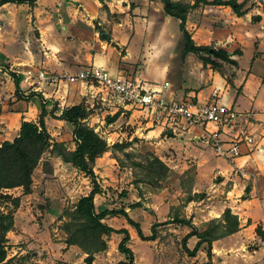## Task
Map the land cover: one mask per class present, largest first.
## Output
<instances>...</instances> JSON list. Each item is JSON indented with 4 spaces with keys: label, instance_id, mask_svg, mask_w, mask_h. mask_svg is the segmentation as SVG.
Masks as SVG:
<instances>
[{
    "label": "crops",
    "instance_id": "1",
    "mask_svg": "<svg viewBox=\"0 0 264 264\" xmlns=\"http://www.w3.org/2000/svg\"><path fill=\"white\" fill-rule=\"evenodd\" d=\"M244 1L238 0L239 3ZM201 5L189 13L186 29L197 46L214 45L233 55L237 66L224 65L232 86L210 65L205 67L195 54L183 56V33L171 29L173 26L180 29V21L165 13L162 0H37L33 8L28 3L1 5L0 145L18 138L23 122H38L40 96L58 102L61 109L91 103V90L79 82L64 84L59 89L48 86L45 93L39 92L26 80L29 70L34 74L45 70L59 77L96 66L115 76L140 81L147 90L161 89L169 83L164 95L171 100L193 99L199 106L218 100L249 115L248 131L256 137L258 149L250 151L243 147L242 155L237 158L217 155L208 140V132L217 130L213 124L174 131L134 109L120 111L117 120L110 124L123 121L135 126L137 123L140 126L133 137H126L129 142L139 136L146 144H163L167 146L166 153L177 155L179 162L181 158L193 157L197 171L206 170L215 175L218 170L217 174L225 176L226 179L211 186L208 193L203 192L202 200L187 204L189 212L185 218L203 232L211 220L221 218L226 209H231L239 217L240 231L213 243L211 264H236L238 259L247 258L246 251L263 248L264 252V241L256 231L260 227L264 233V4L259 3L261 8L255 10L248 2L244 17H237L229 7ZM101 35L110 37L111 42L102 40ZM11 73L20 78L18 93ZM143 121H146L144 129L140 128ZM53 123L66 124L62 120L46 119L49 133ZM142 129L147 133H142ZM227 132L228 139L236 135L238 129ZM118 137L123 139L125 135L110 134L108 141ZM159 152L157 148L155 154L168 165L167 156ZM110 155L112 153L108 152L99 158L94 171ZM110 161L116 160L111 158ZM228 180L232 185L225 191L223 186ZM247 186L251 191L247 200H243ZM18 190L22 189L7 192ZM18 197L22 205L31 196ZM158 199L154 200L158 202ZM20 211L21 208L14 214L15 228ZM188 229L185 236L191 232V228ZM128 230L134 240L135 230ZM143 233L145 237L151 236ZM197 243L196 238H191L187 248L193 251ZM10 244L8 242L7 246ZM254 246L256 248L252 249ZM180 247L183 251L181 244ZM204 249L194 258L184 251V254L179 253L182 257L179 263L189 264L188 260L200 259L202 264H208ZM66 250L69 253L72 248L66 247Z\"/></svg>",
    "mask_w": 264,
    "mask_h": 264
},
{
    "label": "rangeland",
    "instance_id": "2",
    "mask_svg": "<svg viewBox=\"0 0 264 264\" xmlns=\"http://www.w3.org/2000/svg\"><path fill=\"white\" fill-rule=\"evenodd\" d=\"M172 1L191 4L198 0ZM248 2L252 5L251 9L255 10L261 8L259 3L264 4V0H248ZM171 29L180 32V29L175 26ZM93 100L91 99V103L87 104L90 107L88 124L94 127L107 141L110 134L125 135L123 139L118 137L108 141L110 145L115 143L130 144L126 152L142 155L155 154V150L158 148L160 150L159 155L167 156L166 161L169 167L178 165L177 168L171 169L170 178L162 189L152 190L144 185L137 188L133 184L137 171L129 167L130 161L125 158L123 153H118L117 156L127 165L126 167L119 166L117 161L111 162L110 159L114 157L113 154L106 156L105 161L96 167L95 171L98 183L102 188L101 194L95 198L97 209H126L130 217L139 222L142 230L148 235H152V226L158 223L160 225L156 229L158 242L156 240L144 242L138 238L124 217H111L104 220V223L114 229L125 227L134 231L135 238L131 241V247L135 252L136 264H182V262L179 263L182 258L179 253L184 254V252L181 250L180 244L189 229L188 226L173 223L172 219L174 217L186 219V213L189 212L186 209V199L189 194H194L195 191L196 194L208 193L210 187H214L220 181L225 180V176L217 174L218 170L215 172L216 176L210 171H197L193 157L181 158L179 162L177 155L173 157L166 153L167 146H163V144H146V140L139 136H135L129 142L128 139L133 137L140 125L137 123L135 126L127 125L121 121L110 126L106 122L107 118L103 119L99 115L97 101L93 102ZM138 120L140 123L142 122V119ZM145 123L146 121H143L140 128L144 129ZM143 129L141 132L146 134L147 131ZM73 132V126L68 124L53 123L50 126V134L53 140L66 144L70 150L75 148ZM184 157H187L186 154ZM189 161L192 163L187 164ZM33 181L34 192L28 200L25 199V202L20 204L21 211L18 214L17 227L13 233L7 235L10 239L8 241L11 243L9 246L10 258L24 257V264H86L87 255L77 247L66 245L65 241L68 235L61 228L63 223L67 221V218H64L65 212L73 209L80 197L86 196L92 191L91 180L72 166L65 165L60 158L46 154L35 171ZM231 185L232 182L228 180L223 189L229 190ZM5 193L11 197L20 196L22 199L28 196L23 193V190L12 193L6 191ZM157 197H159L158 202L154 200ZM136 203H141L142 207L130 210V207ZM12 207L10 201H0L1 210L7 212L12 210ZM121 239V236L113 235L109 240L108 251L95 255L92 264H117L122 261L123 257L118 252V244ZM66 247L72 248V250L67 253ZM21 253H24L23 256H19ZM263 253V248L246 251L247 258L238 259L236 264H264ZM248 255H251L252 259ZM188 261L189 264H202L200 259L195 262Z\"/></svg>",
    "mask_w": 264,
    "mask_h": 264
},
{
    "label": "trees",
    "instance_id": "3",
    "mask_svg": "<svg viewBox=\"0 0 264 264\" xmlns=\"http://www.w3.org/2000/svg\"><path fill=\"white\" fill-rule=\"evenodd\" d=\"M37 0H0V6L8 3L24 4L28 3L34 7ZM165 13L180 21V30L184 37L183 56L190 53L195 54L203 62L204 66L219 73L232 86L233 82L227 76L224 65L237 66V62L232 59V54L225 50H218L214 45L197 46L192 36L186 29L187 18L190 12L198 8L201 4L206 6H225L231 8L237 17H244L247 13L245 7L248 0L239 3L238 0H198L194 5L172 0H162ZM169 6L166 7V4ZM259 20L261 18L259 17ZM101 39L111 42V38L101 35ZM17 93L19 92L20 78L15 73H11ZM41 114L37 123L23 122L19 137L13 142H4L0 145V201L12 204V210L4 211L0 209V264H24V257H12L8 259V238L7 235L15 229L14 214L20 208L19 197H11L5 193L9 190L21 188L25 195L34 192L33 177L46 154L60 158L68 166H72L77 171L88 177L93 189L90 194L79 198L73 209L66 211L62 231L68 235L65 243L68 247H77L85 255L86 264H92L95 255L102 254L109 249V240L113 235L122 237L118 244V252L123 260L117 264H135V253L131 248V235L127 228L114 229L104 223V220L111 217H124L128 225L135 230L138 237L143 241H155L158 223L152 226V235L145 237L141 224L132 219L126 209L122 210H98L95 203L97 195L101 194L102 188L98 183L97 175L94 171L96 162L106 153L111 152L113 158L119 166L126 167L118 153H123L130 161L129 167L136 170L133 184L139 188L144 185L152 190H160L169 180L172 173L171 168L157 155L153 153L138 154L126 152L130 144L115 143L110 145L94 127H91L87 120L90 116L88 107L81 103L72 107L61 109L59 104L49 101L40 96ZM119 113L113 117H107V124H112L117 120ZM62 120L66 124L73 126V141L75 148L70 150L66 144L54 141L48 131L46 119ZM251 191L247 186L243 200H247ZM203 193L189 194L186 205L192 201L202 200ZM142 207L141 203H136L130 207L135 210ZM173 223L182 224L191 228V232L182 240L183 251L190 257H195L199 251L206 250L209 263L211 264L213 243L215 241L228 238L240 231L239 217L233 214L231 209H226L221 218L211 220L203 232H199L192 225V221L180 217H174ZM257 234L264 241V233L260 227ZM191 238H196L198 243L193 251L187 248V242Z\"/></svg>",
    "mask_w": 264,
    "mask_h": 264
},
{
    "label": "built area",
    "instance_id": "4",
    "mask_svg": "<svg viewBox=\"0 0 264 264\" xmlns=\"http://www.w3.org/2000/svg\"><path fill=\"white\" fill-rule=\"evenodd\" d=\"M26 80L41 93L54 86L59 89L64 84L81 83L89 87L91 96L97 101L99 115L103 119L113 117L122 110L134 109L143 112L147 119L158 121L171 130H190L213 124L214 132H208V140L217 155L222 158H237L242 148L258 149L257 139L248 131L249 115L233 107L214 100L211 104L199 106L193 99L178 102L165 97L166 83L161 89L147 90L140 81L133 78L115 76L100 67H90L73 75L59 77L45 70L34 74L26 72ZM238 129L236 135L229 136L227 130Z\"/></svg>",
    "mask_w": 264,
    "mask_h": 264
},
{
    "label": "water",
    "instance_id": "5",
    "mask_svg": "<svg viewBox=\"0 0 264 264\" xmlns=\"http://www.w3.org/2000/svg\"><path fill=\"white\" fill-rule=\"evenodd\" d=\"M169 6V3L168 4H166V7H168ZM256 248V246H254V247H252V249H255Z\"/></svg>",
    "mask_w": 264,
    "mask_h": 264
}]
</instances>
